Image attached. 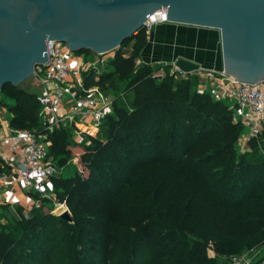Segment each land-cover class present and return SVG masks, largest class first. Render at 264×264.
<instances>
[{"label":"trees","instance_id":"16d2710c","mask_svg":"<svg viewBox=\"0 0 264 264\" xmlns=\"http://www.w3.org/2000/svg\"><path fill=\"white\" fill-rule=\"evenodd\" d=\"M129 40V55L118 48L99 73L81 72L82 87L95 85L114 95L111 111L105 113L96 133H85L87 142H74L64 126L49 129L41 124L37 85L32 90L6 82L0 88L11 99L9 103L0 98L11 126L43 135L57 166L71 157L79 166L71 175L50 178L55 199L65 201L71 221L51 212L52 205H42L49 200L40 198L39 206L26 215L10 218L15 230L5 228L9 219L0 223V264H29L30 254L34 264L38 247L59 239L61 225L72 242V264H88L83 247H89L92 228L86 221L95 218L100 222L96 234L115 236L131 256L152 229L157 234L150 248L154 264H217L206 248L228 260L264 246V141L258 146L251 140L248 151L236 153L234 142L242 127L231 120L227 104L197 93L195 80L174 77L169 65H135L133 58L146 41L142 27L122 44ZM75 52L92 55L88 49ZM158 67L164 70L162 76L155 75ZM120 96L123 103L118 101ZM4 167L0 165V172ZM193 173L199 175L195 189L206 186L210 192L211 215L206 218L190 215L175 190L176 177ZM250 183L255 190L245 195ZM102 188L113 190L91 203L102 196ZM106 208L109 211L102 215ZM54 251L51 246L50 253ZM259 261L264 264V253Z\"/></svg>","mask_w":264,"mask_h":264},{"label":"water","instance_id":"95a60500","mask_svg":"<svg viewBox=\"0 0 264 264\" xmlns=\"http://www.w3.org/2000/svg\"><path fill=\"white\" fill-rule=\"evenodd\" d=\"M163 8L165 20L219 32L221 69L253 82L264 77V0H0V88L24 85L46 60L45 41H63L72 51L106 52L135 33ZM188 73L197 62L176 57ZM71 221L68 210L58 214Z\"/></svg>","mask_w":264,"mask_h":264},{"label":"built area","instance_id":"2783aa9c","mask_svg":"<svg viewBox=\"0 0 264 264\" xmlns=\"http://www.w3.org/2000/svg\"><path fill=\"white\" fill-rule=\"evenodd\" d=\"M163 21H166L163 8L146 17L142 24L144 36L149 35L155 23ZM118 48L123 55H129L131 52V45L120 44ZM114 50L116 49L101 53L92 52L91 57L83 59L67 48L63 41H45L46 60L33 69L38 83L35 98L39 104L37 114L41 124L50 129L60 125L63 118L70 122L74 115H88L91 118L89 126L82 129L73 128L72 139L77 143L87 142L85 133L94 134L105 113L111 111L112 98L95 85L82 87L81 72L92 69L95 74L99 73ZM133 61L135 65L145 63L138 55L134 56ZM161 68L155 75H163L164 70ZM169 72L174 77L194 79V90L197 93L207 94L212 100L227 104L231 120L242 127L236 139L241 152L249 149V141L258 142L259 135L264 131V77L247 82L225 73L221 68L205 67L186 73L178 69L173 62L169 66ZM62 104H65L66 108L58 112L57 108ZM2 125L6 133L0 140L4 138L7 141L8 152L1 157L13 165V170L6 175L1 174V178L5 177L9 182L16 183L36 195L33 203L35 207L39 206L40 198L45 197L52 203V208H60L59 213L67 209L65 201H57L51 189L50 178L58 174L60 167L47 152L48 141L43 142L40 136L29 128L13 127L8 121L2 122ZM72 159L75 160V157ZM50 211L53 212L52 209ZM243 252L231 255L228 262L240 264ZM243 263L248 264V261L245 259Z\"/></svg>","mask_w":264,"mask_h":264},{"label":"rangeland","instance_id":"374dc122","mask_svg":"<svg viewBox=\"0 0 264 264\" xmlns=\"http://www.w3.org/2000/svg\"><path fill=\"white\" fill-rule=\"evenodd\" d=\"M131 42L132 41L129 40L127 45H130ZM32 77L33 76L27 78L24 81V85L28 89L35 90V87L33 86L34 83ZM0 98H4L6 102L9 103L11 102V99L6 98L2 93H0ZM124 98L126 100V103L128 104V101L130 99V94H127V96H125ZM118 101L123 103V96H120ZM99 127L100 126L98 125L97 130L99 129ZM43 138H44L43 135H41L40 139L42 140ZM42 141L44 142V140ZM263 141H264V131H262V133L259 135L258 142L256 141L255 142L259 146L262 144ZM234 150L236 153H241V151L238 149L236 141L234 142ZM76 170H79V166L78 164H76V161L70 158L64 165H62L59 168L58 174L67 176L73 174ZM176 178H177L176 182L178 184L176 185L175 190L176 191L178 190L180 192L182 201L185 204L186 208L189 209L190 215H194L196 219L206 218L210 216L211 215L209 209L210 203L208 202V195L210 192L209 191L206 192V186L203 188V190L195 189V182L199 178L198 173H193L189 175L181 174L179 177ZM112 190L113 188L100 189L102 196H95L91 203H97L98 200L112 193ZM254 190H255V185L254 184L252 185V183H250L245 187L244 193L245 195H249L252 194ZM83 203L86 204V202L84 201ZM49 204L52 205V203L46 201L42 205L49 207L50 206ZM99 207L100 205L98 203L96 208ZM59 210L60 208L57 207L52 208L54 214H59ZM66 210H68L69 214H71L68 207ZM108 211L109 209L106 208L105 211L102 213V215ZM102 215H100L99 218ZM86 217H89V215H86ZM86 224L90 225V227L92 228L91 234L87 238L89 247L88 248L85 246L83 247L84 257L86 258L88 264H154L155 263V260L150 254V248L153 245L154 239L157 236V234L152 229H150V231H148L146 235L142 238V240L138 244V248L134 251L133 255L131 256L127 250L125 251L123 250L121 241L117 239L115 236H98L96 234L94 228L97 229V227L100 225V222L96 220V218L95 220L92 219L87 220ZM5 228L15 230L13 226V221H11L10 218L8 221V226H6ZM57 232L59 235V239L55 240L54 242L49 240L38 247L34 264H47L48 262L56 263V264H72L73 261L71 256L69 255L70 248H72V242L71 239L68 237L67 229L64 225H61L59 226ZM189 238H192V236L189 235ZM51 246H54L55 251L53 253H50ZM85 248H87L88 250H86ZM206 253L208 256L214 257L215 260H217V264H230L228 260H225L220 256L215 255L213 250L209 247L206 248ZM263 253H264V246L253 250L244 251L240 264H244L243 260L245 259L248 261V264H261L262 261L259 260L261 256H263ZM33 259L34 258H32L30 254L28 257V263L31 264ZM128 259L129 261L127 262Z\"/></svg>","mask_w":264,"mask_h":264},{"label":"crops","instance_id":"0c3cea01","mask_svg":"<svg viewBox=\"0 0 264 264\" xmlns=\"http://www.w3.org/2000/svg\"><path fill=\"white\" fill-rule=\"evenodd\" d=\"M75 55L83 59H87L88 57L85 53L77 54L75 52ZM138 56L143 62L149 63L153 67L161 64L170 66L176 57H184L197 62L199 67L219 69L221 68L219 32L216 28L211 27L169 21L157 22L151 27L150 33L146 37L145 44L140 49ZM159 68L161 67L156 69L157 72L160 71ZM103 93L112 99L114 97L112 95L113 92ZM65 108L66 105L62 104L57 108V111L62 112ZM8 118L9 113L0 104V137L6 133L2 122L8 121ZM90 119L88 115L79 116L77 114L73 116L70 122H67V119L63 118L60 125L66 127L70 133V137L73 139V128L82 129L85 126H89ZM7 152V141L1 138L0 165L5 166V170L0 172L1 224L9 218H18L21 213L26 215L35 202V197L31 192L24 190L16 183L9 182L5 177L1 178V174L6 175L13 170V165L5 162L1 157V155Z\"/></svg>","mask_w":264,"mask_h":264}]
</instances>
